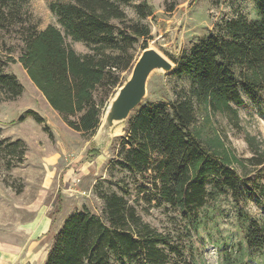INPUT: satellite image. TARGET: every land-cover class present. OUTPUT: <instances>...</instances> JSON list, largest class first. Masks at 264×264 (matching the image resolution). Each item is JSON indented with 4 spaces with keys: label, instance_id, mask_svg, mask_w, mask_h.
I'll use <instances>...</instances> for the list:
<instances>
[{
    "label": "trees",
    "instance_id": "trees-1",
    "mask_svg": "<svg viewBox=\"0 0 264 264\" xmlns=\"http://www.w3.org/2000/svg\"><path fill=\"white\" fill-rule=\"evenodd\" d=\"M29 1L0 0V102L23 92L16 75L7 71L18 62L69 128L93 133L105 101L122 84L120 74L132 67L135 44L150 35L140 19L151 16V8L144 1L135 4L139 19L132 20L124 10L131 0H55L49 9L57 25L38 29L26 9ZM255 14L217 22L176 62L173 72L189 78L188 89L169 104H140L130 115L112 163L131 175L134 199L127 198L128 184L117 182L122 194H101L99 213L86 208L71 213L54 233L53 217L45 264H192L184 242L204 224L196 210L208 199L229 193L237 203L246 193L264 212V150L247 136L251 155L239 157L211 126L221 115L240 127L233 105L244 103L242 95L264 104V0H256ZM65 37L83 42L87 51L77 53ZM26 112L45 121L33 110ZM25 152L23 140L0 132L6 171L20 166ZM99 153L88 150L91 158ZM139 206L145 213L159 206L175 211L182 222L178 236L151 226ZM236 218L243 237L224 249V264H243L264 248V218L259 221L240 207Z\"/></svg>",
    "mask_w": 264,
    "mask_h": 264
},
{
    "label": "rangeland",
    "instance_id": "rangeland-1",
    "mask_svg": "<svg viewBox=\"0 0 264 264\" xmlns=\"http://www.w3.org/2000/svg\"><path fill=\"white\" fill-rule=\"evenodd\" d=\"M52 1L55 0L28 2L26 9L38 29L49 24L57 25L49 9ZM142 1L152 12L151 16L140 19L150 28V35L135 44L132 66L145 44L158 50L176 66L191 45L214 31L220 20L237 15L251 19L256 15V0H131L124 6L129 19H139L134 6ZM64 41L77 53L87 51L83 42L73 41L70 37H65ZM16 55L14 52L13 57L16 58ZM131 70L132 67L120 74L122 83ZM7 71L16 75L23 92L13 101L0 102L1 137L23 140L26 152L23 163L8 171L3 168L0 159V264H45L51 235H47V231L37 234L47 218L51 220L55 217L54 233L60 229L61 220L71 213L83 208L99 213L101 194H122L117 182L127 183L131 190L127 198L134 199L131 175L112 163L117 142L128 127V119L113 126L111 137L104 144L97 138L96 130L82 133L69 128L50 108L18 62L10 63ZM189 84L185 75L154 71L147 81L146 95L140 104H169L182 90H187ZM118 88L105 101L101 118ZM242 98V105H233L240 127L233 126L221 115L213 117L211 126L225 137L226 146L237 156L249 157L251 151L247 136L254 138L264 150V104L253 102L246 95ZM27 110H33L45 121L38 122ZM20 115L24 118L17 121ZM13 120L14 123H11ZM46 124L49 127L47 130L44 127ZM95 147L100 153L91 158L88 150ZM250 178H254V173ZM59 206L60 212L55 214ZM237 207L259 221L264 218V212L246 193L237 203L229 193L208 199L202 208L196 210L204 224L197 232L191 233L189 243L184 242L188 262L193 259L192 264H224V249H229L243 237L237 224ZM138 210L141 217L157 230L178 236L182 222L169 207H154L145 213L139 206ZM175 217L178 219H173ZM32 235L37 237L34 236V239ZM243 264H264V248L246 258Z\"/></svg>",
    "mask_w": 264,
    "mask_h": 264
},
{
    "label": "water",
    "instance_id": "water-1",
    "mask_svg": "<svg viewBox=\"0 0 264 264\" xmlns=\"http://www.w3.org/2000/svg\"><path fill=\"white\" fill-rule=\"evenodd\" d=\"M173 63L153 47H145L136 58L129 77L116 90L107 104L96 136L102 143L108 142L114 125L129 118L146 95L147 81L154 71H173ZM99 150L98 147H95Z\"/></svg>",
    "mask_w": 264,
    "mask_h": 264
},
{
    "label": "crops",
    "instance_id": "crops-1",
    "mask_svg": "<svg viewBox=\"0 0 264 264\" xmlns=\"http://www.w3.org/2000/svg\"><path fill=\"white\" fill-rule=\"evenodd\" d=\"M67 216H68V215H67ZM67 216H66V217H67ZM66 217H65V218H66ZM45 218H47V217H45ZM65 218H63V219L61 220V224L63 223V221L65 220ZM31 222H32V221H31ZM50 222H51V220L47 218V221H46L45 225L43 226L42 230H41L37 235H40V233H42V232L45 233V232L48 230V228H49ZM61 224H60V226H61ZM30 232H31V234H32V230H30ZM43 233H42V234H43ZM42 234H41V235H42ZM37 235H32V236H33V237H34V236L37 237ZM38 237H39V236H38ZM34 239H35V237H34ZM37 244H38V242L36 243V245H37ZM33 247H34V246H33Z\"/></svg>",
    "mask_w": 264,
    "mask_h": 264
}]
</instances>
